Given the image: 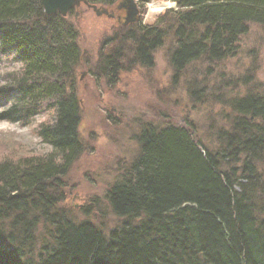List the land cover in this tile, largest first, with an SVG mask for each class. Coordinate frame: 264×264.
<instances>
[{"label": "trees", "instance_id": "16d2710c", "mask_svg": "<svg viewBox=\"0 0 264 264\" xmlns=\"http://www.w3.org/2000/svg\"><path fill=\"white\" fill-rule=\"evenodd\" d=\"M167 1L176 7L169 55L175 75L193 61L216 63L232 56L249 24L264 26V0ZM164 21L136 24L101 55L109 84L122 68L125 41L142 64H152L166 35ZM77 36L65 17L46 15L40 0H0V55L13 54L21 65L0 85V120L27 126L42 116L35 134L50 147L46 155L0 157V264H264V93L259 91L228 101L229 112L210 145L192 125L145 124L135 137V156L105 192L120 218L107 233L56 208L63 199L61 179L83 152ZM39 226L46 239L35 251Z\"/></svg>", "mask_w": 264, "mask_h": 264}, {"label": "rangeland", "instance_id": "374dc122", "mask_svg": "<svg viewBox=\"0 0 264 264\" xmlns=\"http://www.w3.org/2000/svg\"><path fill=\"white\" fill-rule=\"evenodd\" d=\"M135 1L139 16L132 26H122L124 13L116 8L118 1L96 4L113 13L112 17L98 16L83 4L65 17L78 33L81 52L75 69V91L80 102L78 135L83 152L61 179L63 199L56 208L106 233L120 223V218L111 212L105 192L135 156V137L145 124L192 125L197 137L210 145L213 133L224 124L231 98L248 90L264 93V26L249 24L232 56L216 63L196 60L175 75L169 62L175 44L171 18L175 4L150 0L142 5ZM166 2H171V7L159 12L150 9ZM159 19H165L162 24L166 35L152 54V64H142L134 55V45L125 41L127 47L119 62L122 68L116 82L109 84L101 72L102 56L128 29L134 30L138 23L151 26ZM114 36L116 40L110 42ZM20 70L13 54L0 55V85ZM42 119L36 117L27 126L0 120V157L48 154L50 147L35 134ZM43 230L36 228L35 251L46 239Z\"/></svg>", "mask_w": 264, "mask_h": 264}, {"label": "water", "instance_id": "95a60500", "mask_svg": "<svg viewBox=\"0 0 264 264\" xmlns=\"http://www.w3.org/2000/svg\"><path fill=\"white\" fill-rule=\"evenodd\" d=\"M43 12L46 15L59 14L61 17H66L68 12L81 4L90 8L96 15H106L112 17V14L105 8L97 7L95 4H89L86 0H40ZM116 8L124 9L122 25L127 26L136 22L139 16V9L135 0H119Z\"/></svg>", "mask_w": 264, "mask_h": 264}, {"label": "bare ground", "instance_id": "6f19581e", "mask_svg": "<svg viewBox=\"0 0 264 264\" xmlns=\"http://www.w3.org/2000/svg\"><path fill=\"white\" fill-rule=\"evenodd\" d=\"M171 5H172L171 2H166V3L160 4V5H151V6H150V9H151L152 11H157V12H159V11L165 9V8L171 7Z\"/></svg>", "mask_w": 264, "mask_h": 264}, {"label": "flooded vegetation", "instance_id": "af4514ba", "mask_svg": "<svg viewBox=\"0 0 264 264\" xmlns=\"http://www.w3.org/2000/svg\"><path fill=\"white\" fill-rule=\"evenodd\" d=\"M117 6V5H116ZM121 10V12H123L124 14H125V10L123 9H120ZM112 14V16H114V14L113 13H111Z\"/></svg>", "mask_w": 264, "mask_h": 264}]
</instances>
